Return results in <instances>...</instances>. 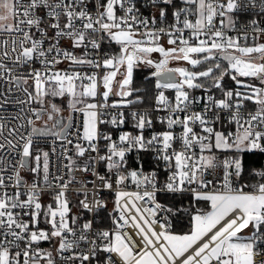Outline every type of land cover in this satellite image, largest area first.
<instances>
[{"label": "snow or ice", "instance_id": "1", "mask_svg": "<svg viewBox=\"0 0 264 264\" xmlns=\"http://www.w3.org/2000/svg\"><path fill=\"white\" fill-rule=\"evenodd\" d=\"M262 40L264 0H0V264H264Z\"/></svg>", "mask_w": 264, "mask_h": 264}, {"label": "built area", "instance_id": "2", "mask_svg": "<svg viewBox=\"0 0 264 264\" xmlns=\"http://www.w3.org/2000/svg\"><path fill=\"white\" fill-rule=\"evenodd\" d=\"M231 34L234 35L235 33H231ZM261 42H264V40H262ZM63 45L65 47H67L68 46V42L67 41H64L63 42ZM77 52L79 54L80 53V50H77ZM167 94L170 95V96L172 95V93H167ZM194 94L197 95V96L202 95L201 93H194ZM60 102L61 101L58 98L57 99V103H60ZM152 103H154V101L151 102V103H145L142 106V108L143 107H149ZM62 106L65 108L64 112L62 113V115L66 118L69 115V112H68V110L66 108V102H64L62 104ZM132 110H136L135 107H133ZM195 110H199V107H197ZM15 111H16V109H15L14 106H9V109H8V112L9 113H14ZM73 115L76 116L77 119H79L78 114H73ZM157 115H162V113H157ZM156 127H157V129H159L160 128V125L157 124ZM125 130H129V131L132 130L130 123L127 124V125H125ZM177 131H179V129H177ZM5 134H7V133L5 132ZM41 147L44 148L45 150H49L50 147H51V144H50V142L49 143H41ZM257 154H259L261 156V164H262V166L264 168V154L258 153V152H257ZM142 155H143V159L145 161V163H144V169H145V171H151L152 168L154 167V164H153V161H152L151 157L148 156V155H144V154H142ZM135 156H136V153H130L129 154L130 164H134ZM101 170L103 171V169H101ZM23 175H25L26 178H30V174L27 173V172H24ZM78 175H80V174L78 173ZM161 179H163V177H161ZM126 190L127 191H135L136 189H135V186L134 185L129 184V186L127 187ZM162 194H170V193L160 192V193L157 194V200L161 204H163V202L161 201V198H160V196ZM100 195L102 196V198L106 202L107 209L106 210L105 209H101L100 210L99 214L96 215V222H97V224L108 225V224H110V219L108 217V213H110V212L113 211L115 195H114V192H111V191H108V190H104ZM70 198L72 199L73 203H75V201L77 200V196H76L75 192H72L70 194ZM79 198H82V197H79ZM45 199H47V198H45ZM141 206L143 207L144 205L141 204ZM76 211H77V209L73 208V212H76ZM81 214H82V216H83L84 219H91L92 218V214H90V213H81ZM43 246L44 247H49L50 245L44 244Z\"/></svg>", "mask_w": 264, "mask_h": 264}, {"label": "trees", "instance_id": "3", "mask_svg": "<svg viewBox=\"0 0 264 264\" xmlns=\"http://www.w3.org/2000/svg\"><path fill=\"white\" fill-rule=\"evenodd\" d=\"M149 69L148 68H140L137 69L134 72V78H133V86L137 88H141L143 90H146L148 98L145 100V103H151L153 102L151 100V96L154 92V79L153 80H148L145 79L149 75ZM226 83L228 86H232V81L228 78H226ZM171 93V92H169ZM195 93H201L203 94L200 90H196ZM217 96L220 95L219 92L215 93ZM141 95H144V92L141 93ZM246 160V167L252 168V169H261L263 168L261 164V156L257 153L255 154H249L248 156L245 157ZM255 182V181H253ZM161 201L163 204L166 206H173L175 207H186L188 205L187 199L183 200V203L181 204L180 197H173L172 194H162L160 196ZM172 221V230L175 232H186L189 228V223H188V218L184 216L182 213L177 214L176 216H170L169 217Z\"/></svg>", "mask_w": 264, "mask_h": 264}, {"label": "rangeland", "instance_id": "4", "mask_svg": "<svg viewBox=\"0 0 264 264\" xmlns=\"http://www.w3.org/2000/svg\"><path fill=\"white\" fill-rule=\"evenodd\" d=\"M155 56H158V54H154ZM170 67H175V66H185V65H178L177 63H175V62H172V63H170V65H169ZM149 71H151V69H149ZM150 73V72H149ZM257 85L259 84V82L258 81H256L255 82ZM232 86H234L233 85V82H232Z\"/></svg>", "mask_w": 264, "mask_h": 264}]
</instances>
